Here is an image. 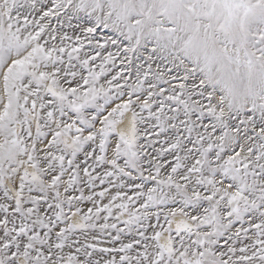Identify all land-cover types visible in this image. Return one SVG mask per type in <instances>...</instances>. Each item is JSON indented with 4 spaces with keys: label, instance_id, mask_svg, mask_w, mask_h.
Segmentation results:
<instances>
[{
    "label": "snow or ice",
    "instance_id": "obj_1",
    "mask_svg": "<svg viewBox=\"0 0 264 264\" xmlns=\"http://www.w3.org/2000/svg\"><path fill=\"white\" fill-rule=\"evenodd\" d=\"M0 264H264V0H0Z\"/></svg>",
    "mask_w": 264,
    "mask_h": 264
}]
</instances>
